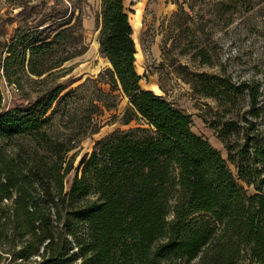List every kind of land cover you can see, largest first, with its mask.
Masks as SVG:
<instances>
[{"label": "trees", "instance_id": "1", "mask_svg": "<svg viewBox=\"0 0 264 264\" xmlns=\"http://www.w3.org/2000/svg\"><path fill=\"white\" fill-rule=\"evenodd\" d=\"M194 1L177 3L185 11ZM6 2L19 10L3 24L20 23L0 42V64L19 96L6 104L0 89L1 245L17 240L20 256L38 254V264H240L243 254L264 264V136L254 123L224 122L226 159L193 130L190 113L141 85L125 0H101L100 53L128 99L127 127L98 139L73 174L76 146L49 122L68 87L65 64L87 50L84 0ZM195 55L213 63L205 48ZM194 75L184 79L226 111L248 97L257 103L248 81ZM234 133L244 135L239 146Z\"/></svg>", "mask_w": 264, "mask_h": 264}, {"label": "rangeland", "instance_id": "2", "mask_svg": "<svg viewBox=\"0 0 264 264\" xmlns=\"http://www.w3.org/2000/svg\"><path fill=\"white\" fill-rule=\"evenodd\" d=\"M177 2L183 0H125L133 25L136 68L142 76L140 83L190 113L193 130L207 137L228 159L227 148L218 132L225 121L234 120L240 126H249L252 122L264 136V0H234L230 8H225L219 0H197L193 2V9L185 3V11L180 10ZM100 7L101 0H84L82 14L87 50L65 64L68 73L60 80L68 87L49 122L53 134L76 146L70 151V155L75 156L73 174L81 156L91 152L98 139L116 128L127 127L121 117L128 99L112 85L107 71L110 61L100 53ZM18 10L19 7L0 0L1 44L10 39L20 23L17 19L4 25L2 20L15 16ZM199 48L207 50L212 64L202 63L195 55ZM196 72L225 74L235 83L248 81L258 89L257 103L252 106L248 97L226 111V105L195 91L184 79L196 78ZM0 89L4 103L13 104L18 100L19 92L6 81L1 64ZM243 136V133H234L230 139L239 146L244 141ZM228 164L238 177L233 163L228 160ZM238 181L250 194L255 192L253 186L239 178ZM17 243L11 240L6 247L0 243V264H38L41 256H20ZM240 264L257 263L243 254Z\"/></svg>", "mask_w": 264, "mask_h": 264}, {"label": "crops", "instance_id": "3", "mask_svg": "<svg viewBox=\"0 0 264 264\" xmlns=\"http://www.w3.org/2000/svg\"><path fill=\"white\" fill-rule=\"evenodd\" d=\"M108 59V58H107Z\"/></svg>", "mask_w": 264, "mask_h": 264}]
</instances>
